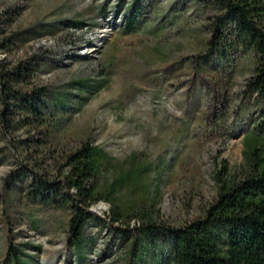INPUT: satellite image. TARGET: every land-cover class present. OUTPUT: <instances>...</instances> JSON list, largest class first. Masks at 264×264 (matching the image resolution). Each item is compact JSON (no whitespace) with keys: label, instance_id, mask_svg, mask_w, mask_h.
<instances>
[{"label":"rangeland","instance_id":"rangeland-1","mask_svg":"<svg viewBox=\"0 0 264 264\" xmlns=\"http://www.w3.org/2000/svg\"><path fill=\"white\" fill-rule=\"evenodd\" d=\"M205 1L0 0V41L14 37L10 50L0 46V72L34 62L31 84L18 88H46L51 116L47 129L22 127L0 90V264L10 263L8 236L25 255L15 264H138L143 239L110 224V204L90 208L96 217L74 250L70 209L30 202V180L11 181L22 166L57 179L84 143L113 160L107 176L138 174L114 196L128 214L148 208L159 226L202 217L218 178H242L244 138L264 117L247 87L255 58L238 48L205 55L209 18L219 14ZM132 9L136 30L126 34ZM224 32L235 40L231 25Z\"/></svg>","mask_w":264,"mask_h":264},{"label":"trees","instance_id":"trees-1","mask_svg":"<svg viewBox=\"0 0 264 264\" xmlns=\"http://www.w3.org/2000/svg\"><path fill=\"white\" fill-rule=\"evenodd\" d=\"M204 4L219 12L209 18L210 39L205 55L219 52L226 56L228 50L237 48L251 51L255 67L247 87L257 103H264V0H206ZM136 12L131 10L124 28L126 34L136 30ZM228 24L235 35L231 42H226L224 32ZM13 41L14 37L4 38L0 46L10 50ZM36 67L34 62L26 61L10 70H1L2 102L5 111L11 107L24 116L22 127L47 129L51 117L47 89L33 87L24 92L18 88L31 84ZM86 83H79L82 90L95 89V85ZM243 145L242 178H218L221 184L217 197L204 215L178 227L159 226L153 212L145 207H132L128 214L114 195L138 174L129 171L116 178L107 176L113 160L89 143L65 156L57 179L50 180L27 166L10 174V178L12 182L30 180L26 189L28 201L70 209L67 244L74 250H83L84 228L89 219L96 217L90 208L104 202L111 206V225L121 223L124 234L136 231L142 237L138 264L143 258L151 264H264V117L245 136ZM7 241L8 264H15L25 255L12 245L10 236ZM138 241L134 237L133 248Z\"/></svg>","mask_w":264,"mask_h":264}]
</instances>
